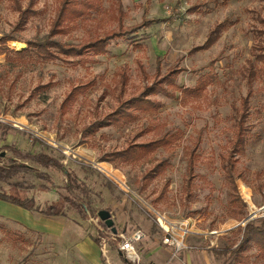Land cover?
<instances>
[{
	"label": "rangeland",
	"instance_id": "obj_1",
	"mask_svg": "<svg viewBox=\"0 0 264 264\" xmlns=\"http://www.w3.org/2000/svg\"><path fill=\"white\" fill-rule=\"evenodd\" d=\"M62 1L0 0V49L8 47L0 52V166L24 165L10 180H0V193L34 198L44 210L60 201L58 208L65 213L55 221L34 212L43 230L0 219V264H119L122 255L100 211L110 213L117 232L139 228L147 233L138 245L143 264L153 263L147 246L156 243L169 251L160 264H264L253 244L224 257L211 252L238 243L239 227L264 221V61L256 58L264 47V1L100 0L67 34L53 39L79 44L138 25L145 17L163 21L113 40L104 55L47 59L34 46L30 54L17 55L30 42L46 41ZM30 4L34 12L26 23L19 22L18 7ZM222 23L217 41L203 48ZM169 72L180 87L194 88L201 77L205 87L198 94L169 88L174 98L163 93L151 97L161 104L157 112L139 113L134 121L122 119L95 134L85 131L122 99ZM74 88L76 94L63 105ZM249 91L239 132L242 101ZM166 133L175 135L176 142L139 162L106 159ZM241 134L243 145L237 142ZM41 154L60 166L38 163ZM190 157L195 161L192 174ZM163 160L168 163L163 172L150 176ZM227 164L234 167L236 191L226 183ZM189 179L190 196L185 190ZM231 191L247 204L242 220L227 214ZM162 217L177 225L191 218L184 243L192 249L175 253L163 243L158 225ZM76 230L82 233L80 242L73 241ZM90 237H105L107 246L99 239L95 248Z\"/></svg>",
	"mask_w": 264,
	"mask_h": 264
},
{
	"label": "trees",
	"instance_id": "obj_2",
	"mask_svg": "<svg viewBox=\"0 0 264 264\" xmlns=\"http://www.w3.org/2000/svg\"><path fill=\"white\" fill-rule=\"evenodd\" d=\"M260 1H264V0H260ZM99 3L100 0H84V1L63 0L61 4L57 7V12L54 17V20L51 23L50 32L48 34V38L46 39V41L44 43L30 42L29 47L27 49L18 51L16 52V54L19 56L28 55L32 52L30 46H34L35 53H38L39 54L38 56L40 57L43 56L46 57L47 59H56V58L64 59L65 57H75V56L79 57L87 54L88 52L93 53V55H104L106 54L107 48L113 40L120 39L123 36L130 35L141 29H147L152 25L163 21L162 19H149L145 17L138 25L130 26L126 28L121 27L122 29H120V31L118 32H113L112 34H106L103 37L91 39L90 41L79 44H66L55 41L53 39L55 36L67 34L70 31V27L72 24H74L78 19H81L84 16H86L94 9H96L97 4ZM17 10L20 12L19 22L21 23H26L29 16H31L32 13L34 12L31 4L30 6L24 9H22L19 6ZM120 10L121 9L119 7V13L123 16L124 12ZM261 23L264 24V19H261ZM223 27H224L223 23L218 24V26L211 31L203 48H209L217 41L218 34ZM11 39L14 38L11 37ZM10 42H19V41L11 40ZM261 49L263 50V54L257 55L256 58L260 61H264V47H261ZM1 50L6 51L8 50V47L4 45V48L0 49V52ZM124 74L125 73L121 72L120 79L121 82H123V84L126 86V83L128 81ZM174 76L175 75L172 74V72H169L160 81L153 83L151 86L148 85L144 87L136 95H132L130 97L122 99V101H120L118 106L112 112L108 113L102 119L91 124L85 131H87V133L89 134H95L99 129L108 126H113L122 119L127 121H134L138 117L139 113L157 112V110L161 107V104L160 102L153 100L151 97L157 95L158 93H163L169 98H174L175 93L168 92L169 88H173L177 91H180L182 94H198L205 87L206 79L204 77L198 79L197 84L194 88H187V87L178 86L176 82H174L175 79ZM262 76H264V73H262ZM164 84H166V88L164 87ZM48 86L49 85L47 84L43 86V88H47ZM77 90L78 88L77 89L74 88L72 93H70L67 99L64 100L63 105L71 100L72 96L76 94ZM251 94L252 92L249 91L248 96L242 101L243 115L241 116V120L239 123V125H241V128H239L240 129L239 132H242L243 130L242 129L243 123L247 117L246 112L248 111ZM176 139L177 138L175 135L166 133L163 136L150 140L148 142L129 145L125 149L110 153L106 157V159L115 164L139 162L144 158H146L151 153L155 152L159 148L168 149L173 143L176 142ZM237 142H239V144L241 145L244 144V138L242 134L239 135ZM37 161L38 163L42 164L45 167L60 166L56 161L50 158H46L45 155L42 154L38 155ZM194 163H195L194 158L190 157L189 165H188L189 174L194 173V166H195ZM167 164H168L167 160L159 161V163L150 172V176H152L157 172L158 173L163 172ZM225 167H226V183L233 191H236L237 185L235 183V178H234V167L233 165H228V164ZM21 168H24V165H18V164L14 165L12 163L11 165L0 166V180L3 182L10 180L12 176L16 175L19 172V170H21ZM45 179H47V177H45ZM168 184L169 182L166 183V186L164 187V191L162 192L161 196L157 199V202H160L163 199ZM185 184H186L185 190L188 196H190L191 192L189 190L193 186V181L189 179ZM233 191L230 192V196H229L230 198L228 200L229 208L227 214L234 219L242 220L243 218L246 217L247 214L246 213L247 204L241 199L239 195L237 194L234 195L232 193ZM0 200L19 206L26 210L38 212L44 216H49V217L65 216L63 209L58 208V204L60 203V201L50 204L48 208L44 210V209H39L35 205L34 198L20 197L10 192L7 193L5 191L4 192L2 191L0 193ZM238 231H241L242 233V237L238 243L232 244L231 246L225 248H213L211 249V252L216 257H224L229 253L236 254L240 250L242 252L243 250L248 249L251 246V244H253L256 247L258 253L262 257H264V221L262 220L260 225H255L253 222H248L244 226V228L239 227ZM93 240L98 244L99 238L98 239L94 238ZM123 262L127 263L129 261L123 258Z\"/></svg>",
	"mask_w": 264,
	"mask_h": 264
},
{
	"label": "built area",
	"instance_id": "obj_3",
	"mask_svg": "<svg viewBox=\"0 0 264 264\" xmlns=\"http://www.w3.org/2000/svg\"><path fill=\"white\" fill-rule=\"evenodd\" d=\"M121 187H125L124 182H119ZM155 212V210L153 209ZM158 214V213H157ZM159 227L163 233V243L173 248L175 253L181 250L192 249V246L184 243L185 237L191 233V218H187L179 223H175L167 217H162L159 220ZM114 240L117 242L120 254L132 264H143L139 243L146 238L147 233L142 229H135L131 233L125 234L123 232L111 233ZM101 245L107 246V239L99 237Z\"/></svg>",
	"mask_w": 264,
	"mask_h": 264
},
{
	"label": "crops",
	"instance_id": "obj_4",
	"mask_svg": "<svg viewBox=\"0 0 264 264\" xmlns=\"http://www.w3.org/2000/svg\"><path fill=\"white\" fill-rule=\"evenodd\" d=\"M34 212L35 211L26 210L19 206H16L11 203L0 200V219L13 220V221L19 222L20 224H22L23 226L27 228L34 229V230H43V228L40 227L37 219L34 217ZM44 217H48L49 219H54L56 221V220H61L65 216H51V217L44 216ZM75 232L76 234L72 236L73 241L75 240L74 242H80L82 240V233L79 230L78 231L76 230ZM93 239L94 238L90 237L91 243L93 244L95 248H97L98 244L94 242ZM147 249L149 250L147 253L152 254L150 256V259L153 260L152 264H160L163 260H166L169 256L168 249L162 247L158 243H156L155 245L149 244V246H147ZM121 258L122 256H120L119 258V264H125Z\"/></svg>",
	"mask_w": 264,
	"mask_h": 264
},
{
	"label": "water",
	"instance_id": "obj_5",
	"mask_svg": "<svg viewBox=\"0 0 264 264\" xmlns=\"http://www.w3.org/2000/svg\"><path fill=\"white\" fill-rule=\"evenodd\" d=\"M98 216H99L100 220L105 223L107 228L111 229L113 233L117 232V229L115 228V225H114L115 223H114L113 219L111 218V215L108 211H100L98 213ZM252 216H253V214L249 215L245 219V221H248Z\"/></svg>",
	"mask_w": 264,
	"mask_h": 264
}]
</instances>
